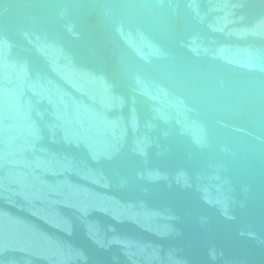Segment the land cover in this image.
<instances>
[{"label": "water", "instance_id": "1", "mask_svg": "<svg viewBox=\"0 0 264 264\" xmlns=\"http://www.w3.org/2000/svg\"><path fill=\"white\" fill-rule=\"evenodd\" d=\"M0 264H264V0H0Z\"/></svg>", "mask_w": 264, "mask_h": 264}]
</instances>
